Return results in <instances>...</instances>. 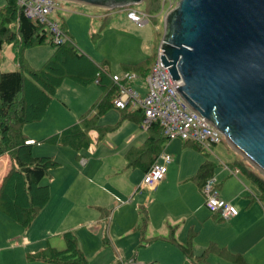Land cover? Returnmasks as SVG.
<instances>
[{
    "label": "crops",
    "instance_id": "obj_1",
    "mask_svg": "<svg viewBox=\"0 0 264 264\" xmlns=\"http://www.w3.org/2000/svg\"><path fill=\"white\" fill-rule=\"evenodd\" d=\"M71 37L75 39L73 34ZM54 52L55 49L41 46L27 50L25 57L30 66L38 70ZM13 55L14 50L10 57ZM85 57L88 59L84 60L85 66L73 68V73L86 78L94 71L92 64L102 65L103 61L97 63ZM104 61L108 66V60ZM125 64L129 63H122L123 69ZM18 67L16 61L13 66L8 62L0 64L2 72H14ZM68 79L72 82L64 81L44 119L25 126V129L28 127L25 134L33 140L34 156L53 157L59 163L46 183L51 190V199L28 230L0 212V264H47L29 261L27 256L53 247L52 240L60 243L68 232L77 237L89 263L98 253L97 257L103 260L111 258L132 264H194L178 247L154 239L167 238L171 226L177 228L176 237L181 245L187 244L191 231L196 233L193 249L197 257L216 243L233 253L243 254L248 264H264V203L250 193L238 172L225 166L215 175L218 190L223 200L238 208L239 215L223 220L212 213L205 205L202 190L191 181L206 156L185 147L184 141L183 145L173 143L168 146L170 142L167 143L163 153L172 159L167 175L155 191H146L145 196L139 188L146 172L141 168L127 169L126 158L133 146H142L148 138L147 131L141 128L142 121L126 119L101 140H98V132L92 131V143L80 157L71 149L43 143L48 137L77 125L102 94L95 82L93 84L98 88ZM65 84L69 88L63 92ZM60 110L69 118L56 122L55 116ZM121 113L112 109L99 124L113 126L121 120ZM10 165L9 156L0 158V188ZM172 186H177L178 190L171 192ZM193 186L199 189L198 192ZM192 191L199 197L195 203ZM141 207L147 211L149 219L144 235L136 229ZM101 238L106 239L104 241L111 249L101 247ZM208 262L234 264L217 255H212Z\"/></svg>",
    "mask_w": 264,
    "mask_h": 264
},
{
    "label": "trees",
    "instance_id": "obj_2",
    "mask_svg": "<svg viewBox=\"0 0 264 264\" xmlns=\"http://www.w3.org/2000/svg\"><path fill=\"white\" fill-rule=\"evenodd\" d=\"M148 1L149 6L152 3L158 9L159 6L161 7V0ZM149 9L145 13L153 18ZM64 28L65 26H61L68 41L57 45L54 43V36L50 29L38 21L28 19L16 0H7L5 5L0 6V49L5 44L12 45L15 61L19 65V69L14 72L0 70V158L7 155L11 163L10 170L0 188V212L26 230L33 226L51 199L50 187L44 185L43 181L52 177L51 173L59 166V163L53 157L34 156L33 140L25 134L24 127L44 119L66 79L73 78L82 85L88 86L96 82L98 75L101 74L98 86L102 94L91 110L80 118L77 125L48 137L42 141L43 143L71 149L80 157L81 152L87 150L92 143L90 137L92 131L98 132V140H101L106 134L115 131L126 119H132L138 123L144 119L142 109L121 110L115 107L114 100L118 94V88L109 74L100 73L103 68H107V65H104L105 61L98 66L92 64L94 71L86 78L73 73V68L84 67V60L88 59ZM45 45H52L55 52L42 68L34 69L26 60L25 53L29 49ZM156 57L136 64H125L123 70L136 73L140 78L146 79ZM112 109L122 112L121 120L113 126H101L100 119ZM147 133L148 138L142 146H133L128 151L127 169L141 168L147 172L157 162L165 145L169 142L158 122L154 123ZM184 145L205 152L203 147L195 142L186 141ZM228 167L252 184L256 190L254 193L256 199L264 203L263 174L246 160H238ZM216 168V163L206 159L191 181L202 190L207 180L215 176ZM141 214L142 223L137 230L144 235L149 219L145 209ZM215 215L223 219L220 214ZM176 233L177 228L171 226L167 238L154 239L165 240L178 247L194 264H208L212 255L225 258L234 264H248L243 254L233 253L216 243H212L201 256L197 257L193 249L196 233L190 232L186 245H181L177 241ZM63 237L67 245L64 250L50 247L35 254H28L27 259L47 264H89L77 237L72 232L65 233ZM144 239L151 240L145 237Z\"/></svg>",
    "mask_w": 264,
    "mask_h": 264
},
{
    "label": "water",
    "instance_id": "obj_3",
    "mask_svg": "<svg viewBox=\"0 0 264 264\" xmlns=\"http://www.w3.org/2000/svg\"><path fill=\"white\" fill-rule=\"evenodd\" d=\"M103 9L145 0H63ZM160 49L185 102L264 176V0H181Z\"/></svg>",
    "mask_w": 264,
    "mask_h": 264
},
{
    "label": "built area",
    "instance_id": "obj_4",
    "mask_svg": "<svg viewBox=\"0 0 264 264\" xmlns=\"http://www.w3.org/2000/svg\"><path fill=\"white\" fill-rule=\"evenodd\" d=\"M180 1L164 0L161 14L165 11L168 14L176 8ZM16 2L28 19L38 21L50 29L55 44L62 45L68 41L60 24L49 18V15L58 7L56 0H16ZM150 18L147 14H140L134 10H130L128 13V19L141 27L148 24ZM163 54L159 48L156 60L145 80V88L140 85V77L136 73L112 74L107 68L101 70L100 73L109 74L110 79L118 88L114 105L121 110L126 108L142 109L144 119L141 122V128L145 131L158 122L169 141L173 139H180L184 142L192 141L200 144L204 150L211 151L212 147L223 143L226 138L221 131L185 102L178 91V88L183 85V81L173 80L169 67H165L161 59ZM100 77L101 74L98 75L96 84H99ZM171 162V157L162 153L157 162L145 173L139 189L145 192L155 191L165 179ZM202 192L205 197V205L212 213L220 214L224 220H230L239 215L237 207L221 198L218 181L215 177L207 180Z\"/></svg>",
    "mask_w": 264,
    "mask_h": 264
},
{
    "label": "rangeland",
    "instance_id": "obj_5",
    "mask_svg": "<svg viewBox=\"0 0 264 264\" xmlns=\"http://www.w3.org/2000/svg\"><path fill=\"white\" fill-rule=\"evenodd\" d=\"M6 1L7 0H0V6L5 5ZM161 1V7L159 6V9L152 3L151 6H149V1L145 0L142 4L139 5H133L128 8L109 10L76 2L56 0V4L58 5V7L49 15V18L55 22H58L61 26H65L64 30L69 34V36H71L72 34L74 35V41L77 47L87 57H89L93 61H97V63H101L102 61L104 62V59H107V68L109 69L110 73L120 74L124 71L121 66L122 63L136 64L149 58L155 59L164 35V22L167 14L166 11L161 14L164 0ZM148 8H150L149 10L152 12L151 16L153 17L150 18V22L148 24L141 27L136 23H132L131 21H129L128 13L130 10L137 11L140 14H146L145 12H147ZM167 9L168 6L166 7V10ZM44 47L48 49H55L52 45H45ZM13 50L14 49L12 45L5 44L4 50L0 51V64L4 65L5 62H8L13 66V64L15 63V55H13L12 58L10 57ZM3 72L13 71L6 70ZM145 80L146 79L140 78L139 83L143 86V88L146 87ZM67 82L72 81L70 79H67ZM66 84L64 89H62L63 92H65V90L69 88ZM91 86L97 87L94 84H91L89 87ZM63 113L65 112H62L61 110L58 111L59 115L55 116L56 122H59L60 119L64 120L66 118H69ZM24 130V132H27L28 127L26 129L24 127ZM169 142L170 144L166 145L170 146L173 143H180L181 145H183V141L180 139H173ZM204 151L205 152H197L205 155L206 159H209L217 164L215 175H218L219 172H221L225 168V166L228 167V165H232L238 160H244L243 156L239 154L234 148H232L226 140L223 141V143L212 147L211 151ZM48 181L49 179L46 178L43 181V184L47 185L46 183ZM245 182L250 190V193H256L255 187L248 181L245 180ZM177 190V186H172L170 189L171 192ZM198 190L199 189L197 188V192ZM141 194L144 196L147 195L145 191H141ZM192 195V197L195 198V201H193L194 203L199 200L198 195L197 197H195L193 191ZM181 205L184 206V202H182ZM142 210L143 207H141L139 213ZM141 215L142 214L140 213V221L137 225V228L140 227L142 223ZM101 239V247L103 249H111L108 242L104 241L106 239ZM52 243L53 247L59 250H64L67 247L64 238H62L60 243L59 241L55 240H52ZM143 244L145 245L146 243ZM108 252H111V250H108ZM97 255L98 253H95L93 258H90L89 264H132L130 262H122L121 260L117 259L111 260V258L103 260L102 258L97 257Z\"/></svg>",
    "mask_w": 264,
    "mask_h": 264
}]
</instances>
